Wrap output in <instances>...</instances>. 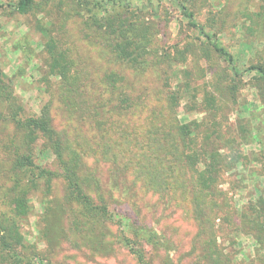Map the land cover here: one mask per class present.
Wrapping results in <instances>:
<instances>
[{"label": "rangeland", "instance_id": "374dc122", "mask_svg": "<svg viewBox=\"0 0 264 264\" xmlns=\"http://www.w3.org/2000/svg\"><path fill=\"white\" fill-rule=\"evenodd\" d=\"M183 1L232 53L238 72L264 67V0ZM81 14L75 0H36L24 15L0 7V113H10V95L26 116H39L47 107L62 137L82 136L100 152L107 141L120 138L126 122L160 112L156 98L173 92L176 118L197 122L196 144L205 147L209 141L208 151L215 150L219 164L202 191L194 168L177 166L186 173L187 192L160 196L121 167L101 161L98 153V160L81 162L95 199L100 187L111 210L168 239V250L147 245L140 259L119 242L118 232L125 230L120 224L83 225L75 204L64 202L60 177L52 181L51 192L44 184L31 188L33 211L16 224L17 188L27 192L30 177L14 171V159L30 148L36 163L56 172L59 167L41 134L28 147L13 122L0 120V264H18L3 252V238L16 254L40 253L53 264H264V88L259 75L235 76L227 60L165 0L156 15L145 14L149 53L141 58L148 64L135 69L117 58L110 36ZM115 118L121 127L113 134ZM153 122L164 123L160 117ZM135 126L137 138L146 137ZM54 230L59 239L48 243ZM69 237L78 240L79 249L67 243Z\"/></svg>", "mask_w": 264, "mask_h": 264}, {"label": "trees", "instance_id": "16d2710c", "mask_svg": "<svg viewBox=\"0 0 264 264\" xmlns=\"http://www.w3.org/2000/svg\"><path fill=\"white\" fill-rule=\"evenodd\" d=\"M35 1L17 0L6 3L0 0V7L12 8L13 11L24 15L28 14L34 7ZM165 1L174 4L186 20L188 28L197 32L200 38L204 39L217 54L227 60L235 76L257 73L264 88L263 66H250L244 71L238 72L232 53L224 46L217 34L206 30L185 1ZM163 4L164 0H75V5L85 18V22L91 27L100 29L104 35H109L117 58L126 62V65L133 69L148 64L147 60L141 58L142 55L149 53L147 52L148 32L142 25L143 19L146 17L145 14L147 12L150 16L156 15L159 7H162ZM137 18H139L138 21H136ZM109 80V84L116 88V80L113 81L110 78ZM172 93H169L171 95L168 98H156L157 104L161 107L160 112H156L154 109L155 113L149 118L135 117L137 119L126 122L125 128L120 129V138L114 142L107 141V145L103 146L100 152L95 151L90 146L89 141L82 136H77L75 139L62 137V133L52 126L47 107L43 108L39 116H26L24 108L21 105L16 106L17 103L11 95L10 97L6 96L11 111L7 116L0 113V120L13 122L16 128L25 134L28 139V147L35 142L36 135L41 134L53 148L59 167V172H56L36 163L30 148H26V152L14 159V171H23L30 177V186L27 192L23 193L17 188L19 192L17 191L14 199V222L19 223L33 211L28 197L31 188L44 184L46 191L51 192L52 181L60 177L66 186L64 202L70 205L75 204V209H77L83 225L97 227L102 223L120 224L125 227V230L121 229L118 232L119 242L140 259L144 258L143 248L147 245L168 250V239H164V236L160 235L154 228H149L143 224L135 226L129 222L126 216L111 210L109 200L103 196L100 187H97L98 196L96 199L94 198L93 192L87 188V185L92 181L87 176H83L84 170L81 162L86 157H92L95 161L98 160L96 158L98 153L101 161L121 167L120 169L132 176L137 183H142L147 191L160 196H167L177 189L185 194L184 192H187L185 186L186 173L184 171L178 172L176 168L180 165L188 166L189 169L193 167L195 174H197L199 189L201 191L206 189L207 183L213 180L212 169L215 170L219 161H217L215 150L208 151L209 141L205 143V147L202 144H196L194 135L199 127L197 122L180 123L178 121L176 118L178 97ZM132 103L129 100L125 101L127 107H130ZM158 117L167 123L168 132L163 134L164 129H167L164 127V123L160 127L154 124L153 120H157ZM138 119L141 122L137 125L135 122ZM117 124L116 118L113 119L110 127L111 130L113 129V134L118 132L114 129L121 127ZM134 125L138 128L137 132L146 137L138 139V134L133 129ZM158 133L169 139H163ZM82 165L85 166L83 163ZM200 165L203 166L204 170L199 168ZM16 186L20 187L19 181H17ZM201 191L199 192L201 193ZM48 203L50 202L48 201ZM48 208H51L50 204ZM116 220L117 222H114ZM57 233L54 230L52 233L54 236L50 240L48 236L50 233L48 232L47 242L52 243L58 240ZM66 241L76 249L80 248L77 243L78 240L74 241L69 237ZM1 244L3 245V252H6L18 264H53V261L40 253H33L24 257L16 254L12 245L4 238L1 240ZM166 263L174 264L172 260H168Z\"/></svg>", "mask_w": 264, "mask_h": 264}]
</instances>
